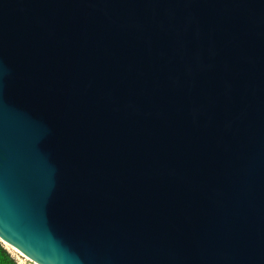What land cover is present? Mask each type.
Here are the masks:
<instances>
[{
  "label": "water",
  "instance_id": "95a60500",
  "mask_svg": "<svg viewBox=\"0 0 264 264\" xmlns=\"http://www.w3.org/2000/svg\"><path fill=\"white\" fill-rule=\"evenodd\" d=\"M0 242L264 264V0H0Z\"/></svg>",
  "mask_w": 264,
  "mask_h": 264
},
{
  "label": "rangeland",
  "instance_id": "374dc122",
  "mask_svg": "<svg viewBox=\"0 0 264 264\" xmlns=\"http://www.w3.org/2000/svg\"><path fill=\"white\" fill-rule=\"evenodd\" d=\"M1 243V242H0ZM5 250L11 255V257L17 262V264H30V261L22 257L17 251L13 250L9 246L1 243Z\"/></svg>",
  "mask_w": 264,
  "mask_h": 264
},
{
  "label": "trees",
  "instance_id": "16d2710c",
  "mask_svg": "<svg viewBox=\"0 0 264 264\" xmlns=\"http://www.w3.org/2000/svg\"><path fill=\"white\" fill-rule=\"evenodd\" d=\"M0 264H17L11 255L4 249L0 243Z\"/></svg>",
  "mask_w": 264,
  "mask_h": 264
}]
</instances>
